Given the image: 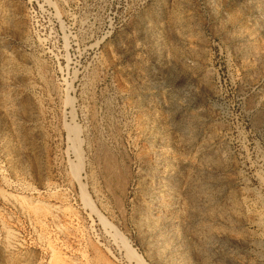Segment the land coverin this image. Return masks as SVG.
<instances>
[{"label":"rangeland","instance_id":"374dc122","mask_svg":"<svg viewBox=\"0 0 264 264\" xmlns=\"http://www.w3.org/2000/svg\"><path fill=\"white\" fill-rule=\"evenodd\" d=\"M0 264H264V0H0Z\"/></svg>","mask_w":264,"mask_h":264},{"label":"bare ground","instance_id":"6f19581e","mask_svg":"<svg viewBox=\"0 0 264 264\" xmlns=\"http://www.w3.org/2000/svg\"><path fill=\"white\" fill-rule=\"evenodd\" d=\"M78 153H79V151H78ZM260 221V220H259Z\"/></svg>","mask_w":264,"mask_h":264}]
</instances>
